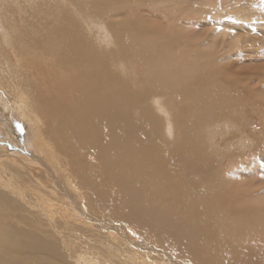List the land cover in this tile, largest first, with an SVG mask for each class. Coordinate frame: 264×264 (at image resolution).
<instances>
[{"label": "bare ground", "instance_id": "6f19581e", "mask_svg": "<svg viewBox=\"0 0 264 264\" xmlns=\"http://www.w3.org/2000/svg\"><path fill=\"white\" fill-rule=\"evenodd\" d=\"M140 1L0 0V89L34 134L31 156L0 146V264H264V203L246 205L245 219L226 229L199 192L190 206L168 190L173 181L158 164L164 157L135 156L132 97L118 66L135 59L167 66L158 43L184 40L182 24L175 31L166 23L163 33L156 20L146 26L133 8ZM157 1L166 0L147 5ZM170 72L157 82L171 84ZM13 76L27 92H15ZM212 88L197 90L195 106L231 111ZM191 208L200 220L193 214L182 229Z\"/></svg>", "mask_w": 264, "mask_h": 264}, {"label": "rangeland", "instance_id": "374dc122", "mask_svg": "<svg viewBox=\"0 0 264 264\" xmlns=\"http://www.w3.org/2000/svg\"><path fill=\"white\" fill-rule=\"evenodd\" d=\"M148 3L141 0L133 6L139 9L146 26L156 20L161 23L159 33H163L166 23H171L175 31L182 24L183 42L190 44L186 48L181 42L180 48L182 39L179 45L171 42L172 48L158 43L159 51L167 52V66L166 60L162 66L137 59L118 66L121 84L132 97L130 104L140 143L135 156L143 161L148 154L164 157L158 164L166 168L173 181L168 190L179 193L182 203L190 206L191 196L199 192L200 198L208 200L214 209L218 223L230 229L229 225L245 219L242 210L246 205L264 203V0H166L157 1L153 8ZM157 13H164L166 22ZM123 17L128 19L129 15ZM155 39L159 40L158 34ZM195 54L200 55L194 57ZM209 54L213 56L209 58ZM4 62L7 64V60ZM175 69L182 72L179 77ZM163 71L170 72L168 78L174 79L171 84L157 82ZM191 71L198 74L196 79L187 75ZM13 79L12 84L20 88L15 92H27L28 85L23 91L18 78ZM180 79L187 81V88ZM177 82L186 89L184 92L182 87L177 88ZM199 88L203 92L217 88V94L232 102L231 111L219 107L210 110V106L205 110V103L200 108L195 106L201 99ZM4 92L0 89V146L28 150L31 156L32 123L12 106V99ZM23 96L28 97L27 93ZM156 99L160 109L153 104ZM141 100L149 104L139 103ZM20 135L25 143L18 140ZM171 149L176 157L170 154ZM140 182L146 185V181ZM193 214L200 220V213L191 208L180 218L182 229Z\"/></svg>", "mask_w": 264, "mask_h": 264}]
</instances>
